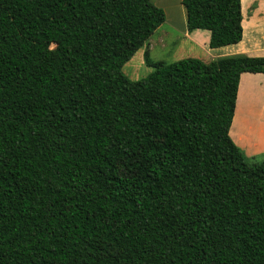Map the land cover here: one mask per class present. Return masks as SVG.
<instances>
[{"label":"trees","instance_id":"obj_1","mask_svg":"<svg viewBox=\"0 0 264 264\" xmlns=\"http://www.w3.org/2000/svg\"><path fill=\"white\" fill-rule=\"evenodd\" d=\"M207 47L240 0H180ZM164 22L152 0H0V264H264V159L228 136L264 57L122 66Z\"/></svg>","mask_w":264,"mask_h":264},{"label":"rangeland","instance_id":"obj_2","mask_svg":"<svg viewBox=\"0 0 264 264\" xmlns=\"http://www.w3.org/2000/svg\"><path fill=\"white\" fill-rule=\"evenodd\" d=\"M152 2L162 9L165 16L164 22L155 30L143 46L122 66V74L130 81H137L151 73L152 69L144 65V54H147L152 62H160L163 64H170L185 58H195L207 63L215 58L239 55V50L243 46L247 45L248 42H254V46H251L252 49L247 51V53H251L248 57H264V0H258L262 6L256 18L259 28L256 29L255 24L253 28H247L248 33L243 39L241 46L234 45L218 49H209L207 44H204V41L201 40L202 36L207 34L205 31L201 32L202 36H200V38L196 36L187 37L185 18H183V14L181 15L179 9L180 5L175 3V0H169V2L167 0V3L163 0H152ZM157 2L161 3V5H158ZM246 16L249 17L250 14L248 12H246V14L243 13V17L247 19L248 17ZM252 22L255 23L254 20L249 21V23ZM254 101L255 100H252V102ZM255 102L258 103V107H262V115L264 117V97H256ZM254 106H256V104H254ZM243 135L246 137L248 133L243 130ZM263 159L264 153L253 158H248L247 161L253 163L260 162Z\"/></svg>","mask_w":264,"mask_h":264},{"label":"crops","instance_id":"obj_3","mask_svg":"<svg viewBox=\"0 0 264 264\" xmlns=\"http://www.w3.org/2000/svg\"><path fill=\"white\" fill-rule=\"evenodd\" d=\"M163 1L167 3V0ZM175 1V3H178V5H180V0ZM157 4L161 5V3L158 2ZM261 7L262 6L258 2V0H240V25L242 29V36L241 40L237 44H235V46L242 45L241 43L248 33L247 28H253L254 24L256 29L259 28L256 22V18L257 15H259ZM179 9L181 15L183 14V18H185L184 10L181 5ZM246 12L250 14L249 17L246 16L248 17L247 19L244 18L245 16L243 17V13L246 14ZM253 20L255 21V23H249V21ZM201 32V30H193L192 32L187 33V37L196 36L200 38V36H202ZM205 32L207 34H205V36H202L201 40L204 41V44H207L208 32ZM251 46H254V42H248L247 45L243 46L239 50V53L245 56H250L251 53H247V51L252 49ZM260 96L264 97V74H240L236 91L235 106L228 130V136L233 144L243 152L244 156L247 159L259 156L264 153L263 111L261 109L262 107H258V103L255 102L256 97ZM252 100L255 101L252 102ZM254 104H256V106H254ZM243 130L248 133V136L245 137L243 135Z\"/></svg>","mask_w":264,"mask_h":264}]
</instances>
